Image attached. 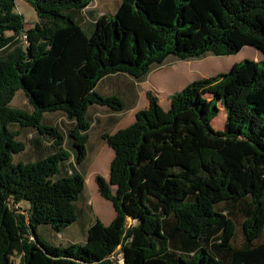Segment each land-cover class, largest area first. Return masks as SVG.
<instances>
[{
    "label": "trees",
    "instance_id": "obj_1",
    "mask_svg": "<svg viewBox=\"0 0 264 264\" xmlns=\"http://www.w3.org/2000/svg\"><path fill=\"white\" fill-rule=\"evenodd\" d=\"M26 1L37 15L27 29L15 0H0V264L14 255L18 264H115L108 256L118 246L124 264H264V66L254 59L189 82L167 109L148 91L133 123L102 134L115 151L109 179L95 176L116 210L110 224L96 219L84 243L48 244L37 233L77 220L89 106L124 108L96 91L99 81L143 80L171 55L227 56L247 45L264 53V0H122L90 34L75 16L91 0ZM19 90L32 110L12 106ZM218 103L223 130L212 125ZM53 112L72 121L67 133L43 123ZM14 125L49 136L52 152L15 162L32 147ZM69 140L75 162L66 171Z\"/></svg>",
    "mask_w": 264,
    "mask_h": 264
},
{
    "label": "rangeland",
    "instance_id": "obj_2",
    "mask_svg": "<svg viewBox=\"0 0 264 264\" xmlns=\"http://www.w3.org/2000/svg\"><path fill=\"white\" fill-rule=\"evenodd\" d=\"M16 3V10L21 13L24 17L25 21V28L33 27L36 23L37 15L33 7L26 1V0H15ZM258 58V59H256ZM243 59H254L259 60L261 65L264 66V53L255 48L254 46L247 45L244 46L241 51H239L236 54L231 55H213V54H206L204 57L201 58H194L190 60H182L179 59L173 55L168 57L166 61L158 66H154V69L152 70L148 81L150 82V86L148 85V81H145L141 83V88H145V85L149 86V89H153L155 93H157L161 101L165 102L167 99V96L164 94V91H170L171 94L174 92L179 91L181 88L186 86L189 82L204 78V77H211L215 76L220 72H226L228 71L234 63L240 62ZM143 95H145V90L143 92ZM148 97V96H147ZM12 106L21 108V109H29L32 108L31 105H29V102L25 96V93L23 90H19L14 99L12 100ZM164 104V103H163ZM220 107V111L218 115L212 120V125L215 129L223 130L225 127V111L222 107L221 103L218 104ZM108 107V106H107ZM145 107V106H144ZM167 108V107H165ZM114 110V109H113ZM119 111V110H116ZM51 120L47 121L46 119L43 120L44 124H51L56 125L60 129H65L66 133L69 128H67V123L64 122V119L67 121L68 118L63 116L64 119H60L62 117L61 112L56 113H50ZM93 122V121H91ZM72 125V123L70 124ZM70 127V126H69ZM14 129L18 130L19 135L18 139L23 140L27 143L28 147H34L32 140V136L35 129L34 128H26V127H19L17 125L13 126ZM101 126L96 125L93 123L91 130H89V141L87 144L88 151L87 156H92L93 147H102L100 151V157L101 159L103 157L109 156V149L106 147H110L106 140L102 137V134H100ZM116 132V131H115ZM49 136H44V140H46ZM68 146V145H67ZM113 149V148H112ZM70 152L71 150L68 149ZM115 152V151H114ZM30 150L29 148L27 151H22L20 153H17L14 155V161H28V160H34L36 157H30ZM86 156V157H87ZM75 158V157H74ZM86 160V158H85ZM78 164L76 166V169L81 172L83 175H85V188L81 192L79 198L83 202V197H90L92 200V205L94 209H97V214L99 218H101L106 223L109 222V218L114 214L115 208L111 200L106 199L103 197L99 190L97 183L95 181V176L97 174H101L102 176L106 177L107 174H105L109 170L110 174V164L107 166V162L104 164H101L100 162H92L89 159L86 161ZM106 164V166H105ZM102 165V166H101ZM105 169H104V167ZM66 171L71 169L69 165L65 167ZM62 171H65L64 168ZM108 174V177H109ZM107 177V178H108ZM108 180V179H107ZM113 192H116V187L113 186L112 188ZM94 193L98 194V198L101 199V202L97 201L94 197ZM77 202V201H76ZM80 203V201H79ZM84 203V202H83ZM222 204V203H221ZM220 203L215 204V208H219ZM22 209H26L25 204H20ZM104 205H108V208H106ZM77 211L78 206L76 205ZM94 212L91 210V207L88 208L85 207L81 213L78 214V217L75 222L70 224V226L66 229L63 228V231L60 234H63V239L60 241H63L64 238H71V241H75L78 243H83L86 241L87 236L85 237V232L87 235V231H85V226H82L80 222H83L85 224H93L96 221ZM236 220L237 225V240H241V216H234ZM80 221V222H79ZM128 225L133 223L132 219L128 217L127 219ZM110 224V223H109ZM108 225V224H107ZM47 227H50L48 224H43L38 229L39 238L43 240L44 242L56 244V237H59L60 235L56 234L55 230H49ZM67 227V226H66ZM262 241H264V235L262 238Z\"/></svg>",
    "mask_w": 264,
    "mask_h": 264
},
{
    "label": "crops",
    "instance_id": "obj_3",
    "mask_svg": "<svg viewBox=\"0 0 264 264\" xmlns=\"http://www.w3.org/2000/svg\"><path fill=\"white\" fill-rule=\"evenodd\" d=\"M121 1L122 0H91V2L85 8H83L81 11H79L75 17L79 20V22L83 26L84 30L86 31V33L90 34L92 32V30L94 29V25H95L97 17L104 15V14L114 15V13L116 12L117 8L119 7ZM36 22H37V19H36ZM256 59H258V58H256ZM151 72L143 80L134 79L132 76H130L126 73H115V74H111V75H107V76L103 77L99 81V83L97 84L96 91L102 95H105V96L116 95V96L120 97L122 102H123L124 108L120 111H116V110H113L107 106H103V105H99V104H93V105L89 106L88 115H89L91 121H93V122H91V127H92L93 123H95L96 125L101 126L100 134H102L104 132L113 133V132L119 130L120 128L126 127L129 124L133 123L136 119L137 112L141 109L146 108L149 104V100L147 97L148 91L153 92V94L158 97L159 102L162 105V107L169 108L171 106V100H170L171 92L169 90L164 91V94L167 96V99L165 102L164 101L162 102L160 96L157 93H155V91L153 89H149V86H150L149 83L150 82L148 81V78H149ZM145 81H148L149 86L145 85V88L142 89L140 84L145 82ZM144 90H145V95H143ZM27 110H32V108H29ZM54 113H56V112H54ZM49 114L50 113H47L43 117L47 121L51 120V115H49ZM63 116H65V114H63L62 117H60V119H64ZM225 116H226V112H225ZM64 122L67 123V128H69L70 124L72 123V121H70V120L66 121L65 119H64ZM90 130H91V128H90ZM63 131L66 133L65 129H63ZM31 136H32V141L35 142V147H32V149L29 153L30 157H37L38 158L39 156H43V155H46V154L52 152V148L50 146L52 143V139L50 137H48L46 140H44V136H46V135H41L37 130H35L33 135H31ZM67 145H66V147H68V149H71L73 152L70 140L68 141ZM106 148L109 149V156L108 157H103L101 159L100 151H101L102 147H93L92 156L90 157L88 155L86 157V160L90 158V160L92 162H95V163L100 162L101 164H104L107 162V166H108L109 163H111V161L115 155V152L111 147H106ZM87 151H88V147H87ZM74 157L75 156H74V152H73L70 160L68 162H65L64 166H66L67 164L69 166H72L75 162ZM105 166H106V164H105ZM104 169H105V167H104ZM105 174H107V176L105 178L109 179V177H108L109 170ZM112 188H113V186H112ZM94 197L97 201L101 202V199L98 198V194L94 193ZM79 201H80V203H79ZM83 202L81 201L80 198H78V200L76 202V205L78 206L79 213H81L83 211L84 204H85L86 208H88L90 206L91 210L94 212L95 217H97L96 219L101 220L106 225L109 224L113 220V218L116 216V210H115L114 214L109 218L110 221L106 223L101 218H99V216L97 214L98 210L93 208V205L91 203L92 200L90 197H88V198L83 197ZM22 203L28 207V204L26 202H22ZM104 206L106 208H108V205H104ZM80 224L82 226H85V231H87L89 226L91 225V224H89V225L85 224L83 222H80ZM40 226H38V228H37V233H38V229ZM69 226L65 227L64 229L68 228ZM47 228L50 231L53 229L51 226L47 227ZM62 231H63V229H62ZM60 233L56 232V234H58L60 236L56 237L57 243L54 245H67V244L75 242V241H71L70 240L71 238H64L63 241H60L61 239H63L62 238L63 234H60ZM86 236L87 235L85 232V237ZM45 243H47V242H45ZM48 244H51V243H48Z\"/></svg>",
    "mask_w": 264,
    "mask_h": 264
},
{
    "label": "built area",
    "instance_id": "obj_4",
    "mask_svg": "<svg viewBox=\"0 0 264 264\" xmlns=\"http://www.w3.org/2000/svg\"><path fill=\"white\" fill-rule=\"evenodd\" d=\"M24 38H26V35H24ZM9 206L18 208L19 205H14L13 201L10 200ZM23 212V210H20ZM115 264H124V257L121 252V246H118L116 250H114L109 256H108ZM20 259V256L14 255L13 256V262L11 264H18V261Z\"/></svg>",
    "mask_w": 264,
    "mask_h": 264
}]
</instances>
